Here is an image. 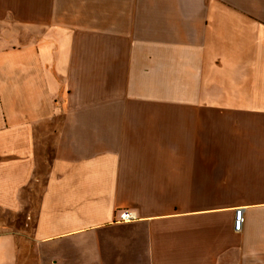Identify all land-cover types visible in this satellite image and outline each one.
I'll use <instances>...</instances> for the list:
<instances>
[{
    "label": "crops",
    "instance_id": "crops-1",
    "mask_svg": "<svg viewBox=\"0 0 264 264\" xmlns=\"http://www.w3.org/2000/svg\"><path fill=\"white\" fill-rule=\"evenodd\" d=\"M0 200V264H264V0H0Z\"/></svg>",
    "mask_w": 264,
    "mask_h": 264
},
{
    "label": "rangeland",
    "instance_id": "rangeland-1",
    "mask_svg": "<svg viewBox=\"0 0 264 264\" xmlns=\"http://www.w3.org/2000/svg\"><path fill=\"white\" fill-rule=\"evenodd\" d=\"M29 206H37L39 202V197L35 195L33 199L30 197L25 199ZM3 200H0V238L4 236L9 237L8 243H13L18 245L22 242L29 243L27 237L31 235L33 224H34V215H29L26 217V214L23 213H14L7 207V205H1ZM27 206V204L25 205ZM7 207V208H6ZM11 236L14 239H11Z\"/></svg>",
    "mask_w": 264,
    "mask_h": 264
},
{
    "label": "built area",
    "instance_id": "built-area-1",
    "mask_svg": "<svg viewBox=\"0 0 264 264\" xmlns=\"http://www.w3.org/2000/svg\"><path fill=\"white\" fill-rule=\"evenodd\" d=\"M242 213L243 210L242 209H237L235 210V214H234V231L239 232L240 228L242 226ZM134 220V215L130 212L124 211L121 212L118 215V221L119 222H130Z\"/></svg>",
    "mask_w": 264,
    "mask_h": 264
}]
</instances>
